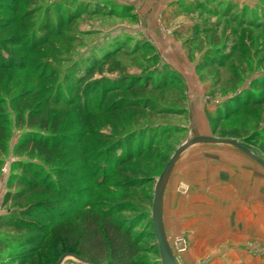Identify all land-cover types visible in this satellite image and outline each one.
Returning a JSON list of instances; mask_svg holds the SVG:
<instances>
[{
    "label": "rangeland",
    "instance_id": "rangeland-1",
    "mask_svg": "<svg viewBox=\"0 0 264 264\" xmlns=\"http://www.w3.org/2000/svg\"><path fill=\"white\" fill-rule=\"evenodd\" d=\"M17 60L0 70V219L46 196L63 209L45 191L17 195L37 175L124 204L117 217L154 233L157 179L188 140L234 139L264 161V0H0V62ZM28 137L56 148L19 150ZM162 221L177 264H264V167L231 145H193ZM20 237L0 229V264H19L1 241Z\"/></svg>",
    "mask_w": 264,
    "mask_h": 264
},
{
    "label": "trees",
    "instance_id": "trees-1",
    "mask_svg": "<svg viewBox=\"0 0 264 264\" xmlns=\"http://www.w3.org/2000/svg\"><path fill=\"white\" fill-rule=\"evenodd\" d=\"M35 46L30 45V50ZM18 62H0V70L13 69ZM22 62L26 64L23 59ZM29 93L30 91L25 94ZM4 100L1 98L0 103H4ZM233 102L227 103L226 109H223L224 116L234 107ZM28 118L29 135L36 134L33 128L37 123L31 116ZM40 127L43 128V125ZM31 143L43 146L45 153L56 148L55 145L50 147V142L28 137L18 145V149L22 150ZM23 171L31 173L26 168ZM36 176L33 175L29 179L20 178L25 189L17 195L23 200L29 195L45 191L58 205L64 207L58 211L55 204L45 200L48 198L46 196L43 200L36 198L29 202L17 217H1V230L8 229L21 236L19 239L1 241L4 248L14 246L15 249L9 254L10 259L19 264H55L63 254L74 253L94 264H155L148 256L159 255V249L146 242L147 238L154 240V233L136 231L137 224L133 220L117 217L122 211L119 208L124 204L83 201L81 192L63 185L55 189L51 184L44 186V181ZM11 197L9 193L5 198V205L13 200Z\"/></svg>",
    "mask_w": 264,
    "mask_h": 264
},
{
    "label": "water",
    "instance_id": "water-1",
    "mask_svg": "<svg viewBox=\"0 0 264 264\" xmlns=\"http://www.w3.org/2000/svg\"><path fill=\"white\" fill-rule=\"evenodd\" d=\"M211 144V145H231L238 149H240L244 154L255 160L261 166L264 167V161L260 160L256 157L252 152H250L244 145L243 142L236 141L234 139H225V138H215L209 136H198L191 140H188L184 144H182L172 155L171 159L167 163L165 169L158 177L155 187L154 193V201H153V208H152V221H153V228H154V235L157 241L159 255L161 258L162 264H177V261L173 255V252L168 244V240L166 238V234L163 227L162 221V207H163V200L165 190L169 181V178L179 161L182 154L192 147L195 144ZM67 258H74L79 260L85 264H94L90 260L81 257L74 253H65L63 254L55 264H64Z\"/></svg>",
    "mask_w": 264,
    "mask_h": 264
},
{
    "label": "crops",
    "instance_id": "crops-1",
    "mask_svg": "<svg viewBox=\"0 0 264 264\" xmlns=\"http://www.w3.org/2000/svg\"><path fill=\"white\" fill-rule=\"evenodd\" d=\"M174 1H176V0H174Z\"/></svg>",
    "mask_w": 264,
    "mask_h": 264
}]
</instances>
